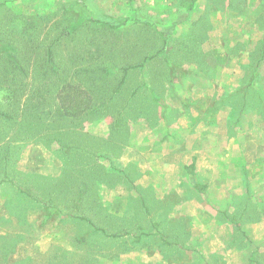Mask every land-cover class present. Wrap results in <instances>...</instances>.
Returning <instances> with one entry per match:
<instances>
[{"label":"rangeland","instance_id":"1","mask_svg":"<svg viewBox=\"0 0 264 264\" xmlns=\"http://www.w3.org/2000/svg\"><path fill=\"white\" fill-rule=\"evenodd\" d=\"M211 3L223 11H212ZM247 3L209 0L201 8L192 4L190 11L186 0H0V264H92L85 259L86 251L64 252L58 262L46 261L39 249L55 244L82 246L95 239L94 243L126 247L131 255L142 245L157 243V238L134 234L107 237V242L92 224H107L110 232L118 220L95 212L97 188L79 195L75 181L122 180L125 171L129 189L135 190L132 185L142 190L137 169L149 157L131 148L124 156L122 146H129L138 124L149 130L163 120L169 130L182 115L213 116L205 108L185 105L196 99V79L202 71L213 76L224 70L227 81L233 79L227 65L233 56L240 58L235 69L242 70L244 92L223 96L221 113L230 106L238 112L241 102L260 97L257 87L243 83L264 81V37L253 31L257 24L258 34L264 32V5L258 0V10L251 12ZM220 54L223 63L218 62ZM67 84L74 88L70 115L56 97ZM220 94L226 95L218 90L209 94L214 113ZM176 102L181 103L174 107ZM91 130L109 136H92ZM39 140L58 149L55 159L64 172L49 177L19 173L22 152ZM105 150L123 159L120 175L103 163ZM5 169L34 194L30 229L18 225L17 217L6 216L19 206L7 203L15 188L3 174ZM28 181L37 188L28 187ZM141 223L146 230L151 222ZM253 258L254 264H264V249Z\"/></svg>","mask_w":264,"mask_h":264},{"label":"crops","instance_id":"2","mask_svg":"<svg viewBox=\"0 0 264 264\" xmlns=\"http://www.w3.org/2000/svg\"><path fill=\"white\" fill-rule=\"evenodd\" d=\"M186 1H189L190 11L192 4L201 8L209 2ZM247 1L249 11L258 10V0ZM259 2L264 5V0ZM211 5L212 11H223V7ZM228 11L234 13L235 9L230 7ZM253 27L256 28L253 29L256 37H264L263 31L258 34L260 26L254 24ZM223 55H219L218 62L223 63ZM246 55V52L241 54L242 57ZM238 60L239 56H233L227 64L233 76L230 82L227 81L228 72L224 73V70L220 75L216 70L213 76L203 71L197 76L195 88L198 95L195 97L194 94L196 99L187 101L185 108H205L213 116L203 115L195 119L182 115L174 120L175 126L169 130L163 120H158L156 127L149 130L146 124L135 127L129 137V146H122V151L125 156L127 148H131L149 157L144 166L137 169L142 173L139 176L142 190L137 191V187L132 185L135 190L129 189L125 171L122 180L75 181L79 195L87 189L94 192L97 188L98 195L93 196L95 212H103L104 216L106 214V217L118 220L117 227H112L110 232L107 231L110 228L107 224L98 227L91 223L93 230L100 231L107 242V237L134 234L146 239L157 238V243L142 245L131 255L127 254L126 247L117 248L105 241L94 243L95 239H89L90 242L82 246L55 244L44 250L38 247L40 255L45 252L46 261L58 262L64 252L86 251L85 259L92 264H254V253L264 249V81L257 79L252 84L245 80L244 86L257 87L260 97L248 103L247 100L241 102L238 112L230 106L222 114L223 96L235 95L240 90L244 92L240 88L242 70L235 69ZM228 84L231 87H224ZM215 90L226 93L215 97L213 104L218 113L209 109V94ZM180 103H174V107ZM233 105L236 107L238 103ZM241 109L244 110L240 112ZM93 135L107 139L109 133L100 131ZM120 146L118 143V148ZM79 150L85 151L82 148ZM56 153L57 148H50L40 140L30 144L20 157L23 164L19 173L49 177L64 172L65 167L55 159ZM103 153H107L103 154L107 156L103 163L120 175L123 159L106 150ZM3 174L15 188L13 195L7 197V203L19 206V211L6 216L17 217L18 225L21 224L24 230L30 229L31 202H36L30 195L34 194L19 184L20 179L16 181L8 175L7 169ZM26 185L31 187L29 181ZM31 188L36 189L37 186L32 184ZM141 219L151 222L146 230ZM127 227H135L138 231L135 229L132 232Z\"/></svg>","mask_w":264,"mask_h":264},{"label":"trees","instance_id":"3","mask_svg":"<svg viewBox=\"0 0 264 264\" xmlns=\"http://www.w3.org/2000/svg\"><path fill=\"white\" fill-rule=\"evenodd\" d=\"M50 51L51 50H49V52ZM62 90H65L67 92V94H63ZM71 90H74V88L71 86V84L70 85L67 84V85L63 86L62 89L56 95V97L58 98V100L61 104V107H62L64 113L68 114V115H70L71 114L70 112L73 111V104L75 103L73 98H72L73 91H71ZM78 109H79V106H76V111H74V114L75 113L78 114V112H79Z\"/></svg>","mask_w":264,"mask_h":264}]
</instances>
